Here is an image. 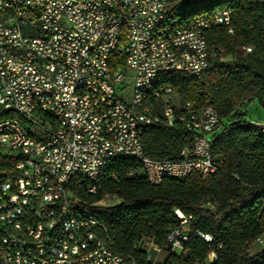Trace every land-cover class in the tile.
<instances>
[{
    "label": "built area",
    "instance_id": "built-area-1",
    "mask_svg": "<svg viewBox=\"0 0 264 264\" xmlns=\"http://www.w3.org/2000/svg\"><path fill=\"white\" fill-rule=\"evenodd\" d=\"M231 14L215 10L154 29L156 17L170 15L167 0H0V264L6 256L14 264H137L112 250L97 218H79L85 205L77 185L104 176L118 154H136L153 185L220 171L210 144L217 113L192 102L179 111L160 78L171 71L203 76L210 65L205 31L222 25L232 33ZM122 20L130 27L121 28ZM118 56L123 61L111 68ZM75 83H82L81 97H72ZM137 84H149V92ZM175 120L193 133V148L179 160L148 157L141 128ZM249 120L264 130V122ZM175 212L180 223L166 244L179 253L192 216Z\"/></svg>",
    "mask_w": 264,
    "mask_h": 264
},
{
    "label": "trees",
    "instance_id": "trees-1",
    "mask_svg": "<svg viewBox=\"0 0 264 264\" xmlns=\"http://www.w3.org/2000/svg\"><path fill=\"white\" fill-rule=\"evenodd\" d=\"M167 2L171 25L212 10L232 11V33L222 25L205 31L210 65L200 79L181 71L160 78L175 92L179 111L187 113L184 105L192 102L196 110L210 106L217 113L220 124L210 144L220 171L206 179L196 172L166 177L153 185L138 160L116 157L97 181H80L77 196L100 221V236L112 250L137 264H154L141 248L146 239L168 251L155 264H264V248L249 253L258 238L264 239V130L242 111L252 101L264 108V0ZM110 61L113 68L123 57ZM140 136L145 154L153 159L179 160L183 150L193 148V133L178 120L171 126L145 125ZM92 185L95 193L87 190ZM106 196L119 202L93 206ZM176 210L192 216L188 241L179 253L166 244V235L180 223ZM198 232L213 240L206 242ZM212 252L215 258L209 261Z\"/></svg>",
    "mask_w": 264,
    "mask_h": 264
},
{
    "label": "bare ground",
    "instance_id": "bare-ground-1",
    "mask_svg": "<svg viewBox=\"0 0 264 264\" xmlns=\"http://www.w3.org/2000/svg\"><path fill=\"white\" fill-rule=\"evenodd\" d=\"M196 1H198V0H195L191 3H194ZM214 11L215 10H212L210 12L197 15L193 19H191L190 21L197 19L201 16L212 15ZM170 23H171L170 15H168V18H167V16L156 17L155 22H154V29H163V28L169 26ZM171 26H179V25H171ZM129 27H130V20H122L121 21V28H129ZM188 75L191 76L192 78H195V79H200L202 77V76H199L198 74H188ZM137 91H140V93H148L149 92V84H137ZM81 96H82V83H75L73 85V88H72V97H81ZM252 123L257 126L256 122H252ZM118 157H131V158L138 160V156H136V154H118ZM110 163L111 162H108L104 166V174L107 172V169L109 168ZM92 193H95V192H92ZM78 199H79V197H78ZM95 204H97V203H95ZM95 204H93V205H95ZM78 216L81 219L96 218L88 211V208H86V206H79ZM171 232H172V229L170 230L169 233H171ZM258 239H260V238H258ZM6 264H14V257L13 256H6Z\"/></svg>",
    "mask_w": 264,
    "mask_h": 264
},
{
    "label": "rangeland",
    "instance_id": "rangeland-1",
    "mask_svg": "<svg viewBox=\"0 0 264 264\" xmlns=\"http://www.w3.org/2000/svg\"><path fill=\"white\" fill-rule=\"evenodd\" d=\"M130 87L131 85L128 86L129 91H130ZM242 111L246 114L245 117H247L248 119L264 122V108H262L257 102L255 101L247 102L242 107ZM250 122H253V121H250ZM116 202H117V199L115 197L106 196L98 204L100 206H109V205H114ZM257 240H264V239L260 238ZM141 248L147 252L149 261L153 262L154 264L162 263L168 254V251L163 250V249L159 251L155 250L151 246V243H149L148 241H144L141 245ZM262 248H264V243H255L254 245L250 247L249 253L253 255Z\"/></svg>",
    "mask_w": 264,
    "mask_h": 264
},
{
    "label": "crops",
    "instance_id": "crops-1",
    "mask_svg": "<svg viewBox=\"0 0 264 264\" xmlns=\"http://www.w3.org/2000/svg\"><path fill=\"white\" fill-rule=\"evenodd\" d=\"M101 201H102V200H101ZM101 201H100V202H101ZM118 202H119V200L117 199V202H116V203H118ZM116 203H115V204H116ZM145 241H148L149 243H152V242H151L150 240H148V239H146Z\"/></svg>",
    "mask_w": 264,
    "mask_h": 264
}]
</instances>
